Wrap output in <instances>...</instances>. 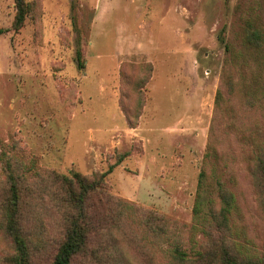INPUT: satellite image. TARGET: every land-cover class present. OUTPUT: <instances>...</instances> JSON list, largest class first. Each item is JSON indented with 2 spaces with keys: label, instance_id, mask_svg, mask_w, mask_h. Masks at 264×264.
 Returning a JSON list of instances; mask_svg holds the SVG:
<instances>
[{
  "label": "rangeland",
  "instance_id": "374dc122",
  "mask_svg": "<svg viewBox=\"0 0 264 264\" xmlns=\"http://www.w3.org/2000/svg\"><path fill=\"white\" fill-rule=\"evenodd\" d=\"M25 2L16 30L14 0H0V264L13 254L3 215L7 162L28 179L21 217L33 264L51 263L66 230L52 176L73 173L105 174L108 227L126 264H165L141 241L152 240L150 213L166 218L186 251L192 237L194 250L207 246L192 229L193 207L199 189L203 214L218 209L219 182L236 203L224 237L261 253L264 210L250 165L264 145V69L257 75L243 36L249 18L264 24V0ZM225 74L236 81L235 98L222 88ZM254 86L251 105L243 95ZM212 125L227 161L221 151L204 158Z\"/></svg>",
  "mask_w": 264,
  "mask_h": 264
},
{
  "label": "trees",
  "instance_id": "16d2710c",
  "mask_svg": "<svg viewBox=\"0 0 264 264\" xmlns=\"http://www.w3.org/2000/svg\"><path fill=\"white\" fill-rule=\"evenodd\" d=\"M15 18L14 28L20 29L26 18L27 4L25 0H14ZM1 34V31H0ZM243 45L249 50V57L255 65H259L257 75L264 69V24L259 18H249L245 21ZM225 51L229 54V65L236 69V52L228 46ZM240 59V58H239ZM78 68L82 69L83 60L80 53L77 54ZM246 61H243L245 63ZM247 64V63H246ZM222 88L224 92L233 98L236 97V81L230 78L229 74L224 75ZM243 98L252 105L255 95V86L252 92L244 91ZM223 96L220 92L216 95L215 108L219 114ZM236 132V129H234ZM227 135V133H224ZM221 141V140H220ZM222 142V141H221ZM219 136L215 126H211L206 146L205 159L217 158L219 151L224 156V149L219 147ZM259 153L252 160L250 165L251 179L253 186L258 191L260 202L264 210V145H260ZM227 156H224V161ZM209 165L204 162V167ZM7 198L3 208L4 230L9 237L13 254L10 257L11 264H33L29 239L22 225V207L25 199L23 184L28 180L26 176L15 173L11 162L6 163ZM205 170L202 169L199 177V187L202 183ZM105 174H95L84 177L79 173H73L71 177L53 175L52 180L61 192L60 205L63 210V220L66 230L63 240L59 243L57 250L50 264H74L82 259L83 264H126L122 255L124 251L119 249L115 243L108 224L110 223L108 204L109 200L103 197ZM193 207V219L195 222L193 230L203 233L207 240V246L202 245L194 250L196 245L193 237L190 239L189 250L184 249V243L180 233L170 229L166 218L162 215L154 216L150 213L144 220V226L151 237V241L141 238L143 247L148 251L160 252L165 264H264V246L261 253H248L233 242L228 241L224 236L230 230L229 218L236 208L234 193L223 183L219 182L217 198L220 207L210 209L203 214V206L200 201L199 189ZM106 197V196H105ZM218 233V240L213 237V231ZM99 240L102 256L96 249H93V241ZM112 245L115 251L107 252L106 249ZM205 247V248H204ZM244 250V251H243ZM109 253V256H108ZM107 255V256H106ZM117 255V256H114Z\"/></svg>",
  "mask_w": 264,
  "mask_h": 264
}]
</instances>
